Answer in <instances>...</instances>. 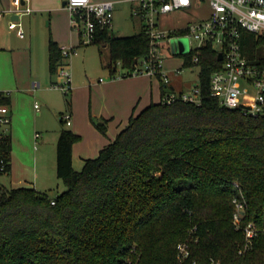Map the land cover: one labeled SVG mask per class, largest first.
Segmentation results:
<instances>
[{
	"label": "trees",
	"instance_id": "trees-1",
	"mask_svg": "<svg viewBox=\"0 0 264 264\" xmlns=\"http://www.w3.org/2000/svg\"><path fill=\"white\" fill-rule=\"evenodd\" d=\"M92 43L108 49L102 63L112 72L119 61L132 69L150 51L144 25L130 36L97 27ZM242 49L251 64L264 67L263 37L243 30ZM49 54L54 75L62 55L52 39ZM217 55L212 43L184 54L186 66L199 67L200 104L152 103L81 171L72 166L80 136L63 128L57 175L65 189L55 197L0 186V264H172L178 243L191 236L197 241L184 264H264V115L229 109L211 95V76L222 66ZM8 102L0 94V103ZM92 120L107 133L106 120ZM11 151L4 135L0 174L11 170ZM234 199L244 203L243 223L261 228L242 259Z\"/></svg>",
	"mask_w": 264,
	"mask_h": 264
},
{
	"label": "crops",
	"instance_id": "crops-1",
	"mask_svg": "<svg viewBox=\"0 0 264 264\" xmlns=\"http://www.w3.org/2000/svg\"><path fill=\"white\" fill-rule=\"evenodd\" d=\"M65 1L30 0L33 11L20 15L6 12L14 10L15 0H0V11H5L0 18V92L7 93L9 101L10 122L5 125L4 134L10 135L12 141L11 170L0 174L5 178L0 186L35 188L44 192L59 186L57 142L63 128L58 120L62 119L63 108L72 115L69 129L80 136L72 147V166L76 171H81L86 160L98 157L101 150L127 126L131 116L139 114L152 103L161 102L167 91L190 89L184 86L178 79L180 74L175 72L181 65L167 66L165 61L164 67L171 78L167 86L160 79L146 75L115 77L117 68L115 72L110 70L111 76L102 81L101 78L90 79L86 60L80 71L78 66L73 68L71 60L67 59L72 70L73 89L68 94L70 98H66L65 102L63 100L66 103L63 104L59 101L61 91L51 86L56 80V73L53 75L50 72L49 41L52 39L59 46L69 40L75 45L82 44L81 39L80 43L78 39L73 40L71 13L65 7ZM112 1L115 4L129 2L132 11L136 4L133 0ZM22 2L24 4L25 1ZM37 11L49 12L53 23L57 22L56 16H64V31L60 32L54 26L52 35L46 38V45L40 41L35 51L32 38L16 46L10 22L16 20L22 23V27L28 24L31 28L32 14ZM35 83L37 87H34ZM37 99L42 101L43 106L39 105ZM92 119L106 120L107 133H101ZM37 133L40 135L36 136ZM63 190H58V194Z\"/></svg>",
	"mask_w": 264,
	"mask_h": 264
},
{
	"label": "built area",
	"instance_id": "built-area-1",
	"mask_svg": "<svg viewBox=\"0 0 264 264\" xmlns=\"http://www.w3.org/2000/svg\"><path fill=\"white\" fill-rule=\"evenodd\" d=\"M15 0L14 10L20 15L29 14L33 10L29 5L30 0ZM136 4L133 12L142 20L149 37L150 51L148 56L136 60L132 69H126L115 77H128L146 75L161 80L166 86L170 84L169 72L164 67V58L161 50L172 37L186 36L189 40V52L201 49L206 43H212L214 48L223 53L222 66L211 76V95L218 97L221 103L229 109H239L251 116L264 115V67L253 65L244 55L242 49V31L254 33L257 37L264 38V0H133ZM207 1L208 12L199 16L194 11ZM65 7L71 13L73 28L79 31L81 43H92L95 39L97 27H108L112 30L116 4L112 0H66ZM192 12L196 19L186 25L179 26L170 31L160 30L157 20L160 16L171 12ZM5 11H0V18ZM10 28L16 30L23 38L25 31L22 23L16 20L10 22ZM62 60L57 66L56 80L52 88L70 94L73 89L72 70L66 62L72 54L77 53L74 46H60ZM192 61L198 62V57L193 56ZM118 63H121L120 61ZM122 65V63H121ZM182 67L176 74H181ZM101 81L103 78L100 79ZM38 84L35 83L34 87ZM7 96V93L0 92ZM202 100L200 84H196L182 92L167 91L162 102L172 104L176 101L200 104ZM38 107V104H36ZM9 107L0 103V142L4 137L3 126L10 122ZM67 125L72 124V115L67 112L62 116ZM40 134L37 133L36 136ZM6 162L0 152V172L4 171ZM235 210L233 223L236 229L244 234V243L238 250V256L244 258L252 249L255 239L259 236L261 228L256 222L243 223L244 203L234 199ZM56 200L52 199V204ZM197 241L192 236L177 245L176 261L172 264H184L191 257V243ZM196 264V261H193ZM210 264H221L220 261L211 259ZM240 264H246L242 261Z\"/></svg>",
	"mask_w": 264,
	"mask_h": 264
},
{
	"label": "rangeland",
	"instance_id": "rangeland-1",
	"mask_svg": "<svg viewBox=\"0 0 264 264\" xmlns=\"http://www.w3.org/2000/svg\"><path fill=\"white\" fill-rule=\"evenodd\" d=\"M207 12H208L207 1L205 2V4L200 5L194 11V13L198 14L199 16L206 15ZM194 13L188 12L186 10L171 12L166 15L160 16L157 20V24L160 30L170 31L176 27L186 25L188 22L196 19ZM32 15H33L32 27L29 28L28 24L23 25L25 31L24 38H20L16 30L13 29L11 31V35L13 41H17L16 46H19L23 43V41H28L29 38H32L33 48L35 51L36 47H39L40 41H42L41 42L42 45H46L45 44L46 38H49L52 35V30L54 26L57 28L58 31L63 32L65 29V23H64V16H60V15L56 16L57 22L55 21L54 23L51 22V16L47 11L33 12ZM70 24H71L70 29L74 33L73 40L75 41L76 39H78L80 43L81 36L79 34V31L76 28H73L71 21ZM142 25H143L142 20L139 18V16H136L134 14V12L132 11L131 4L129 2L116 4V10L113 20V29H112V33L115 36H130L136 34L137 32L140 31ZM7 28L6 31H8ZM180 40L187 42L189 47V40L186 36L172 37L170 41L166 43L165 47L161 50V53H163V58L167 66L181 65L183 70L181 74L178 76V79L184 83V86L191 88L196 84H198L199 82V67H188L184 64L185 63L184 53L178 52V49H176L175 47V45ZM63 44L74 47L77 46L76 47L77 53L72 54L69 57V60H71L72 62L73 68H75V66H78L80 71H82L84 68L83 61L86 60L90 79L98 80L99 78H106L108 76L109 77L111 76L110 68L105 67L102 63V59H104L105 61L109 60V52L106 47L104 46L100 47L98 44L95 43L81 44L79 46L73 44L71 40L65 41ZM124 70L125 68L121 65V63H118L116 74L122 73ZM59 93H60L59 101H62L63 104H66L64 102L66 98H70V96L68 94H65L63 91ZM37 100L39 105L43 106L42 101L40 99ZM65 112L66 111L63 108V113L65 114ZM58 121H59V125H61L62 128H68V129L70 128L69 125L66 124V122H61L60 120ZM5 129L6 127L4 125L3 130L5 131ZM3 179L5 178L0 177V182L2 184L4 183ZM58 185H59L58 186L59 189L58 187H55V189L45 192L50 193V196L57 195L58 190L65 189L64 180L59 179Z\"/></svg>",
	"mask_w": 264,
	"mask_h": 264
},
{
	"label": "water",
	"instance_id": "water-1",
	"mask_svg": "<svg viewBox=\"0 0 264 264\" xmlns=\"http://www.w3.org/2000/svg\"><path fill=\"white\" fill-rule=\"evenodd\" d=\"M64 4H66V1L64 2ZM176 49H178V52H182L184 54L189 52V47L187 42L180 40L176 45H175ZM217 59L218 60H222L223 59V53L219 52L217 55Z\"/></svg>",
	"mask_w": 264,
	"mask_h": 264
}]
</instances>
